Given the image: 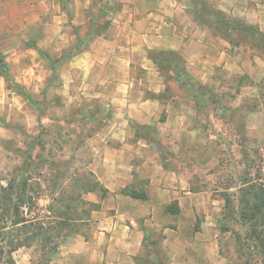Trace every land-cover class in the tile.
<instances>
[{"label":"rangeland","instance_id":"obj_1","mask_svg":"<svg viewBox=\"0 0 264 264\" xmlns=\"http://www.w3.org/2000/svg\"><path fill=\"white\" fill-rule=\"evenodd\" d=\"M29 1L32 7L24 12L22 7L12 9L15 0H0V13L8 7L2 13L8 11L6 17L14 22L30 14L34 34L40 36L26 37L25 28L12 35L9 30L0 32V52L11 68V78L5 81L6 102L0 104V246L5 250L0 264H16L17 250L12 252V248L19 242L29 244L26 248L31 251L33 264H41L72 231L90 234L95 211L88 215L77 199L100 204L101 209L100 201L108 193L104 194L103 185L92 192L85 189L95 148L104 144L109 134L112 109L107 98L98 97L100 89L95 86L101 82L100 75L91 77L86 69L73 67L72 62L75 55L89 48L93 38L103 35L126 1ZM194 2L197 9L191 15L203 29L211 28V21L214 26L224 22L227 30L220 28L229 33L218 29L223 39L209 36L226 53V59L214 73L205 70L207 80L188 79L186 67L181 65L179 74L171 70L175 67L170 64L161 69L168 84L164 97H189L197 111L185 127L176 129L177 139L165 135L157 144L164 160L189 173L192 191L207 192L219 201L213 205L216 209L201 213L195 222L196 229L207 215L218 220L219 260L211 264H264V253L252 238L256 227L250 210L253 184L264 187V42L250 34L246 26L253 25L247 21L231 18L209 2ZM41 13L46 17L43 26L38 19ZM229 22L237 27L236 31L228 29ZM229 37L234 41L230 42ZM165 56L171 61L169 53ZM21 92L32 100L25 99ZM133 127L147 137L155 128ZM23 177L32 187L27 193L35 202L32 217L48 220L59 216L67 220L59 234L57 230L52 233V244L46 245L44 238L27 241L26 235L17 236L11 225L12 203L4 202L1 190ZM145 185L137 177L134 187L128 190L141 192ZM95 198L99 202L92 201ZM79 218L86 221L80 222ZM153 237L156 247L161 238Z\"/></svg>","mask_w":264,"mask_h":264},{"label":"crops","instance_id":"obj_2","mask_svg":"<svg viewBox=\"0 0 264 264\" xmlns=\"http://www.w3.org/2000/svg\"><path fill=\"white\" fill-rule=\"evenodd\" d=\"M125 1L121 14L103 35L93 38L89 48L75 55L72 62L91 77L100 75L101 82L95 86L100 89L98 97L107 98L112 109L109 134L104 144L95 148L91 164L108 193L100 201L101 209L93 212L90 234L70 233L41 264H211L219 260L218 220L207 215L196 229L195 222L201 213L216 209L213 205L219 201L207 192L192 191L189 173L164 160L157 144L165 135L177 139L176 129L191 121L196 105L189 97H164L168 84L152 54L176 52L191 78L207 80L205 70L214 73L226 59L209 35L224 37L212 27L203 29L191 15L197 9L195 0ZM201 1L264 32V0ZM14 3L12 9L22 7L24 12L32 7L28 0ZM4 9L1 33L25 28L26 37L40 38L34 34L30 14L14 22L6 17L8 11L2 13ZM48 13L47 9L45 15ZM41 16L38 19L43 26L46 17L44 13ZM45 33L49 35L47 30ZM5 81L0 76V104L6 102ZM133 124L155 128L147 137ZM137 177L146 182L144 198L128 192ZM92 201L99 202L97 198ZM175 204L178 212L167 211ZM155 235L161 238L156 247ZM14 260L16 264H33L26 247L14 252Z\"/></svg>","mask_w":264,"mask_h":264},{"label":"trees","instance_id":"obj_3","mask_svg":"<svg viewBox=\"0 0 264 264\" xmlns=\"http://www.w3.org/2000/svg\"><path fill=\"white\" fill-rule=\"evenodd\" d=\"M221 16L224 17V15L221 13ZM224 22L220 21L219 26H214V22H210V27H212L215 31H219L218 29L221 26L224 28L223 24ZM228 29H230L232 32L236 31L237 27L234 26V24L229 22V25H227ZM247 29L252 32L250 34L255 35L257 37L262 38V42H264V35L262 32L258 30L257 26H251L248 25L246 26ZM257 29H256V28ZM256 30H255V29ZM108 29V28H107ZM106 29V30H107ZM225 29V28H224ZM222 29V32L229 33L225 30L227 29ZM221 31V30H220ZM221 33V32H220ZM222 34V33H221ZM223 35V34H222ZM225 36V35H224ZM226 38V37H225ZM230 42L234 41L233 38L229 37L228 38ZM39 52L44 56V57H49L47 53L39 50ZM165 53H169L171 55V61L168 56L162 57ZM153 59H155V62L159 66L160 69L164 68L165 65H173V70L175 73L179 74V65L183 66L185 69V61L182 58L181 55H179L176 52H156L153 53ZM161 55V56H160ZM185 74L187 78L189 79L190 76L187 74L186 69H185ZM0 76L5 78V80H9L11 78V69L9 65L7 64L5 60V56L3 53L0 52ZM181 78V76L179 75ZM179 78V80H180ZM20 87V85H18ZM21 95L31 101L32 98L31 96L27 95L25 92H21ZM87 188L85 189L86 192H92L97 190L101 186L100 181L97 179L96 175L90 171L87 175ZM32 189L30 186L28 179L27 178H21L18 182L13 181L9 183L6 187H3L1 192L5 196V203L7 204L8 202H11V210L14 214L13 219L11 220V225L16 228L17 236H22L26 235V240L31 241V240H37L39 238H44L45 244H52V233L57 230V234H59L60 229H64V227L67 225V220H62L59 216H54V217H48L46 220L45 218H40L38 216L32 217V207L35 205V202L33 201V198L30 196H27L28 191ZM104 194L107 193V189L102 187ZM134 197H139V198H144L145 194L143 191L141 192H136V191H129ZM103 194V195H104ZM251 200L252 204L250 206V210L253 213V221L255 222L254 225L256 227V233L252 236L254 240L256 241V247L257 249H260L261 252L264 253V187L262 184H253L251 191ZM77 201L79 202L78 204L82 207L85 206V213L88 215H91L93 211L99 210L100 209V204L97 203H92L85 201L83 198H78ZM60 204V201L57 202ZM10 207V205H9ZM24 207H27L26 212H24ZM87 207V208H86ZM90 207V208H89ZM52 209V208H51ZM54 209V208H53ZM167 211L170 212H178L179 210L177 209L176 204L167 207ZM52 213V212H51ZM53 219V220H51ZM80 222L86 221L84 218H79ZM1 227V226H0ZM77 232V231H76ZM71 233H74L72 231ZM78 233V232H77ZM67 236V235H66ZM0 237H3V231L0 228ZM4 241H2L3 243ZM29 244H23L20 243L14 246L12 249V252L15 250H18L22 247H29L27 246ZM57 245L52 248L53 250H56ZM5 254V250L3 246H0V257H2ZM264 257V256H263ZM1 260V259H0Z\"/></svg>","mask_w":264,"mask_h":264}]
</instances>
